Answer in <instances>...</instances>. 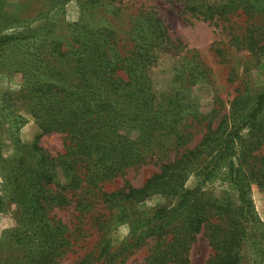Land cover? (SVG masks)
Returning a JSON list of instances; mask_svg holds the SVG:
<instances>
[{"label":"trees","instance_id":"1","mask_svg":"<svg viewBox=\"0 0 264 264\" xmlns=\"http://www.w3.org/2000/svg\"><path fill=\"white\" fill-rule=\"evenodd\" d=\"M46 1L48 9L40 13L44 21L2 34L16 27L17 19L0 0V50L25 42L21 95L40 128L27 154L13 161L6 182L5 198L19 211L14 226L0 237V264H58L72 242L66 223L52 214L57 208L74 203L85 213L99 200L132 206L154 194L177 203L158 207L134 242L117 250V258L151 238L155 242L141 264H190L192 245L207 226L214 253L206 264H240L250 232L247 221H257L245 197V178H254L264 191V154L257 152L264 144V93L246 115L227 113L215 122V104L204 111L194 95L207 78L197 53L179 54L170 85L156 87L153 68L167 49L178 54L181 43L171 41L155 10L140 11L126 47L118 30L87 18L109 0H79L80 20L68 23L62 35L56 28L63 23L56 20L69 0ZM170 1L217 26L245 16L240 31L228 25L230 41L255 56L264 54V0ZM197 129L205 131L189 147ZM50 132L65 135V152L54 155L42 148L40 140ZM1 150L0 136V157ZM150 162L159 171L141 187L126 181L119 189H103L127 169ZM220 168L242 204L215 196L200 182L187 185L191 174L205 180ZM262 240L264 250V233ZM115 254L108 253L103 262L114 261Z\"/></svg>","mask_w":264,"mask_h":264},{"label":"rangeland","instance_id":"2","mask_svg":"<svg viewBox=\"0 0 264 264\" xmlns=\"http://www.w3.org/2000/svg\"><path fill=\"white\" fill-rule=\"evenodd\" d=\"M94 8L87 18L91 21L111 26L123 37L126 47L129 46L130 32L134 19L141 10L153 9L158 13L167 28L171 41L179 45L180 52L176 54L173 47L163 52L158 64L152 72L157 88H167L173 75L174 62L179 54L188 50L197 53L199 59L207 68V78L201 80L194 88V95L200 101L204 111H209L214 105L218 121L223 114L235 112V116L246 115L255 105L256 98L264 93V54L255 56L250 50L238 48L230 41L228 25L240 31L245 25V16H232L231 21L222 22L220 26L183 13L179 3L170 0H109ZM46 0H5L4 10L9 12L11 19H17L16 27L2 30V34L23 31L26 26H36L45 20L42 11L48 8ZM52 15V14H51ZM52 17V16H51ZM81 6L79 0H69L64 11L58 16L57 22L63 25L57 27L59 35L67 34V24L80 20ZM233 22L235 24L233 25ZM264 24V19H263ZM1 31V30H0ZM45 36V35H44ZM68 36V35H67ZM26 44L24 41L14 42L0 50V136L2 155L0 157V237L4 231L16 223L18 205L7 201L6 182L15 159L26 155L32 147L40 128L32 116L25 99L21 95L26 81L25 69L21 59ZM216 97V98H214ZM214 123V122H213ZM125 131V130H124ZM205 130H196L189 144L195 146ZM67 139L63 133L50 132L45 134L40 145L51 154L63 153L67 148ZM264 154V144L257 151ZM174 152H171V156ZM14 161V162H13ZM159 171V165L150 162L138 168H129L125 175L117 176L104 184L105 191L123 187L129 181L135 187H141L147 178ZM224 169H219L204 180H199L191 174L187 185L200 182L204 189L211 190L215 196L229 197L232 201L242 204L239 192L234 184L227 179ZM246 199L255 215L256 224L249 223L248 237L241 248L240 264H264L262 234L264 233V191L254 178H245ZM177 199L154 194L132 206L124 203L105 205L101 200L89 212L75 209V204L55 209L52 214L62 219L67 225V235L72 245L69 252L58 264H141L149 253L154 242L147 239L137 247H130L117 258V250L131 242L147 225V219L160 206H170ZM105 221V222H104ZM107 225H106V224ZM105 225V226H104ZM255 227V228H254ZM208 227L197 235L190 251V264H206L214 253L207 232ZM262 247V249H261ZM108 253H116L114 261L103 258Z\"/></svg>","mask_w":264,"mask_h":264}]
</instances>
